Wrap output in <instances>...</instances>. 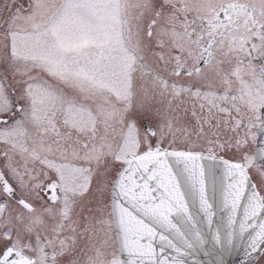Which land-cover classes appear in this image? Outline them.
<instances>
[{
	"label": "snow or ice",
	"instance_id": "obj_1",
	"mask_svg": "<svg viewBox=\"0 0 264 264\" xmlns=\"http://www.w3.org/2000/svg\"><path fill=\"white\" fill-rule=\"evenodd\" d=\"M0 264H264V0H0Z\"/></svg>",
	"mask_w": 264,
	"mask_h": 264
}]
</instances>
